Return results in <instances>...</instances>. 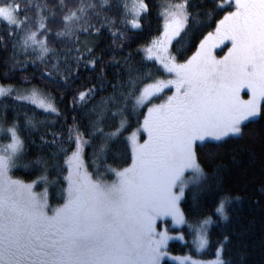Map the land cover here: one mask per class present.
<instances>
[{
  "label": "snow or ice",
  "instance_id": "1",
  "mask_svg": "<svg viewBox=\"0 0 264 264\" xmlns=\"http://www.w3.org/2000/svg\"><path fill=\"white\" fill-rule=\"evenodd\" d=\"M33 7V17H18V2L0 0V20L9 25L11 49L2 60L3 79L23 71L31 55L34 69L59 90L61 99L67 97V105L61 116L52 92L31 83L30 76L19 77V84H0V134L6 137L0 140V264H162L166 256L178 264H233L222 258L227 236L210 260L187 252L171 256L169 241H183L184 236L166 225L157 227V218L186 224L180 207L186 188L214 192L211 214L189 224L199 251L208 243L212 215L227 219V209L240 200L225 187L226 166L217 161L205 171L197 148L240 140L246 124L264 115V0H211L210 7L196 6L193 0L169 3L158 13V32L136 45L139 59H130V51L107 61L101 53L93 55L95 41L88 37H98L107 28L113 46L117 35L122 41L131 39L128 34L143 27L145 0H135L131 7L122 0L115 5L110 0H57L51 7ZM220 12L223 15L203 34L196 50L177 62L170 45L184 37L177 45L179 53L190 32ZM50 22H56L55 31ZM225 40L230 41L227 51L214 56L212 49ZM56 41L70 46L57 48ZM21 55L23 61L17 59ZM97 61L101 66L94 71ZM37 62L42 67L37 68ZM108 64L116 65L110 84L105 76ZM84 71L93 74L82 79ZM86 81L92 82L85 87ZM166 86H171V94L152 103ZM242 87L247 88V99L240 95ZM22 102L33 106L23 114V128L16 111ZM133 116L139 123L128 132ZM57 121L59 131L54 130ZM138 129L145 134L142 142ZM23 133H39L33 141L39 150L32 156ZM216 154L208 150L209 162ZM109 159L115 166L105 163L100 171L98 162ZM17 167L35 175L14 176ZM52 184L60 186L62 203L49 202ZM261 187L264 194V181Z\"/></svg>",
  "mask_w": 264,
  "mask_h": 264
},
{
  "label": "trees",
  "instance_id": "2",
  "mask_svg": "<svg viewBox=\"0 0 264 264\" xmlns=\"http://www.w3.org/2000/svg\"><path fill=\"white\" fill-rule=\"evenodd\" d=\"M12 2L19 3L21 6V11L18 12L19 17L34 16V7L38 4H47L49 7L57 3V0H12ZM67 2V0H65ZM110 2L115 5L116 0H110ZM126 2L129 7L135 2V0H122ZM177 0H145L148 5L147 14L141 18L143 24L142 29L129 33L128 35L131 39L121 40L119 35L115 37V46H113V35L107 28H102L98 37H88V39L95 41L94 52L102 54V60L107 61L110 56L115 55L117 57H123L125 53L133 52L130 57L132 60L139 59V53L136 52V45L142 44L151 35L156 34L159 30V16L158 13L169 3H176ZM196 6L200 7H210L211 0H193ZM227 10V9H225ZM107 11V9H106ZM117 12L118 10L113 9ZM109 14H112L111 12ZM223 15V12L214 15L209 22L202 25L196 32H190L187 42L184 44L182 49L177 53V45L180 44L184 37L177 40L175 44L170 46L171 53L176 55L177 62L187 59L195 50L200 38L203 34L215 27V20ZM97 23H99L97 21ZM50 27L55 31L57 24L56 22H50ZM113 27H119V24ZM14 30V26H12ZM123 30V29H121ZM9 25L0 20V37H3V42H0V84L3 83H16L19 84V77L30 76L32 77L31 83L39 84L43 88L50 90L56 99L58 107L62 110L61 116L65 115L64 110L67 105V97L61 99L59 90L54 86L49 85V83L42 79L39 72L34 69L32 65V56H28L29 63L25 66L23 71L17 69L14 72V76L10 80L3 79V57L11 50L9 45L10 41L8 39ZM40 35H43L41 33ZM81 40L85 39L81 35ZM49 42L52 43V37H49ZM70 45L64 44L63 41H56L55 47H68ZM115 47V51L113 50ZM122 49V50H121ZM90 57L85 56V59ZM20 61H23L24 56L21 55L17 57ZM154 63V61H153ZM101 66V61L96 62V68L94 71H98ZM42 67V65L37 62V68ZM116 65L108 64L106 66L107 70L105 76L109 80V84L112 80V74L115 70ZM93 73L81 72L79 75L83 79L86 76L92 75ZM160 74L159 72L156 73ZM92 81H86L85 87L88 83ZM110 91V88L107 89ZM97 96L101 93L97 92ZM7 103L11 104V98L8 99ZM31 105L25 107L24 102L19 104L16 111L20 114L19 120L21 122V127L23 128V119L25 111H32ZM146 108V105L143 106ZM8 116L11 118L12 110L8 109ZM42 115V110H36V116L39 118ZM69 117L67 123H71L72 112H66ZM79 119V113H76ZM139 116H143V111H139ZM83 125V122H81ZM139 121L136 116L131 118V122L127 127V131L130 132L132 129L138 126ZM246 135L240 140L228 139L221 143L218 147L215 144H206L203 148H197L199 153L200 161L205 167V171L210 172L211 166L217 161L222 162L226 167L223 171V180L225 187L229 188L232 194L238 195L240 197L239 202L233 201L231 206L227 209L228 218L221 221L217 219L215 215H212L213 222L208 227V245L206 250L201 254H196L189 244H182L179 242H171L169 245V250L176 254H191L204 259L213 258L215 255V248L220 240L227 236L228 239L224 241L225 251L222 255L224 259H230L233 264H264V194H262L261 182L264 181V166H262V161H264V115H261L254 123L246 124ZM59 131V121L55 126V129ZM82 130H85L82 126ZM26 148L29 156L34 155L39 149L37 144L33 141L36 140L39 133H33L32 135H27ZM50 138V137H49ZM38 143V142H37ZM209 149L216 150V157L209 162V157L207 155ZM87 149L86 151H90ZM125 160L130 161V153L127 155ZM125 160L120 161V166H124ZM100 171H104V164L109 163L115 166V161L109 159L108 161L100 160ZM15 176L24 179H31L35 175L34 171L30 169L17 168L13 171ZM105 178H111V175H106ZM212 177L209 176V180ZM58 184H52L48 186V191L50 194V201L53 202L55 198L62 197L59 191ZM216 198V194L210 191H200L193 187H187L183 198L181 200V209L184 211L186 218L188 220L187 224L194 223L197 219L203 218L207 214H211L210 208L213 206V201ZM201 205L202 207H197ZM243 229V231L241 230ZM162 264H175L168 260H163Z\"/></svg>",
  "mask_w": 264,
  "mask_h": 264
},
{
  "label": "rangeland",
  "instance_id": "3",
  "mask_svg": "<svg viewBox=\"0 0 264 264\" xmlns=\"http://www.w3.org/2000/svg\"><path fill=\"white\" fill-rule=\"evenodd\" d=\"M17 16L19 17V15H18V13H17ZM1 21H3V20H1ZM3 22H5V21H3ZM6 23V22H5ZM171 46V45H170ZM230 46V41H227V40H225V41H221L219 44H217L213 49H212V54L214 55V56H217V57H220V56H223L224 55V53L227 51V48ZM179 62V61H178ZM159 75V74H158ZM167 87V90L166 91H163V94L161 95V94H158L157 95V98L156 99H154V100H152L151 102L152 103H160V101L161 100H163L166 96H168V95H170L171 94V91H172V89H171V86H166ZM240 95H241V97L243 98V99H247V88L246 87H242L241 89H240ZM262 99H264V98H262ZM147 107V106H146ZM137 128V127H136ZM145 138V134L143 133V130L142 129H138V136H137V139L140 141V142H142L143 141V139ZM6 139V137L4 136V135H2V134H0V140H5ZM17 168H21V167H17ZM16 168V169H17ZM13 174V173H12ZM14 175V174H13ZM15 176V175H14ZM18 177V176H17ZM106 179H108V180H111L112 179V176H111V178H106ZM35 187V186H34ZM40 187H44V185L43 184H41L40 185ZM36 190H39L38 188L36 189ZM48 195L50 196V194H49V191H48ZM59 195H61V194H59ZM50 198V197H49ZM182 198H183V196L181 197V200H182ZM49 202L52 204V205H56V204H58V203H62V197H58V198H55L54 199V201L53 202H51L50 201V199H49ZM180 207H181V205H180ZM213 217H212V222H213ZM211 222V223H212ZM210 223V224H211ZM209 224V225H210ZM164 225H166L167 226V229H168V231H170V232H177V231H179V232H181V234L184 236V240L183 241H181V240H179V239H176V238H174V239H172V240H170L169 241V243H168V247H167V251L171 254V256H183L184 254H176V253H174V252H172V251H170L168 248H169V245H170V243L171 242H179V243H182V244H189L190 246H191V248L194 250V252L196 253V254H201V253H203L205 250H206V248H207V245H208V243L205 245V247L204 248H201L199 251H197V249L195 248V245H194V243H193V237H194V235H195V232H194V229H191V228H189V224H182V225H174L173 223H172V221H171V218H169V217H164L163 218V221H161V218H157V227H160V226H164ZM209 225H208V227H209ZM188 254V253H187ZM189 256H192V257H195V258H198V259H201V260H210V259H212V258H210V259H204V258H200V257H197V256H193V255H191V254H188ZM163 260H168V261H170V262H172V263H175V264H178V261H176V260H174V259H171L170 257H168V256H166V257H163L162 258V261Z\"/></svg>",
  "mask_w": 264,
  "mask_h": 264
}]
</instances>
